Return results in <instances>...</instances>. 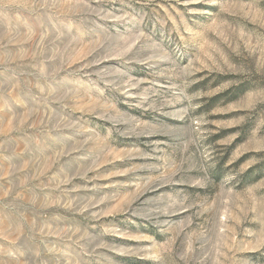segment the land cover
Wrapping results in <instances>:
<instances>
[{
    "label": "rangeland",
    "instance_id": "374dc122",
    "mask_svg": "<svg viewBox=\"0 0 264 264\" xmlns=\"http://www.w3.org/2000/svg\"><path fill=\"white\" fill-rule=\"evenodd\" d=\"M0 264H264V0H0Z\"/></svg>",
    "mask_w": 264,
    "mask_h": 264
}]
</instances>
